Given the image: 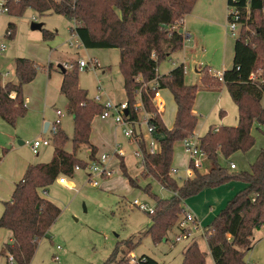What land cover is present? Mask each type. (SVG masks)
<instances>
[{"label":"trees","instance_id":"16d2710c","mask_svg":"<svg viewBox=\"0 0 264 264\" xmlns=\"http://www.w3.org/2000/svg\"><path fill=\"white\" fill-rule=\"evenodd\" d=\"M197 0H8V15L21 17L28 9L42 16L57 14L74 25L70 28L85 49H117L118 68L123 79L127 97L128 119L138 122L134 104L139 101L142 110L152 117L149 125L154 127L159 149L155 155L148 154L144 140L137 142L142 153V175L152 177L162 188L172 193L169 199H160L144 192L153 200L154 212L148 214L150 225L137 240L132 237L116 243L112 253L103 264H157L142 255L134 263L128 259L139 245L141 238L149 236L154 244L167 239V234L180 229L185 209V200L204 190L215 189L230 182H239L245 187L239 190L214 217L205 229V241L214 264H246L245 258L253 247V234L264 227V149L260 150L249 171L232 172L220 164V157L229 159L235 153H247L255 144L253 127L264 135V0H226L240 16L239 35L233 44L232 67L222 72V83L207 74L204 68L200 86L185 85L183 65L167 75H158L157 68L171 54L181 50L186 39L179 33L182 21L189 15ZM229 18V17H228ZM7 38L15 31L8 24ZM43 38L51 40L52 32L42 30ZM51 65L48 69H51ZM39 67L26 58L14 61L15 81L0 83V119L14 126L17 118L23 117L26 107L22 88L34 80ZM260 75L251 78L255 72ZM78 66L72 63L70 70L62 74L59 92L67 102V114L72 117V151L64 148L67 135L58 130L53 138V155L48 163L29 165L22 180L16 184L11 199L3 203L0 228L12 234V242L1 247L0 256L6 264H29L38 242L44 238L59 217L61 210L41 197L62 175L72 176L75 166H84L77 158L81 146L89 148V158L95 149L89 144L91 122L102 111V106L89 99L87 92L78 87ZM156 81V87L149 84ZM224 86L237 108V125L220 126L209 130L200 140L201 149L207 154V172L193 168V175L178 185L170 173L175 143L193 135L198 118L193 114V105L199 90H217ZM167 89L176 105L172 128L167 129L154 105L157 90ZM10 95H14L13 98ZM137 124L133 125L134 134ZM120 170L130 186L137 187L134 179L126 174L123 162ZM188 164V168H190ZM182 216V219H180ZM177 234V235H178ZM176 235V236H177ZM12 257V263L8 257ZM205 253L196 242L191 243L182 254L181 264H206Z\"/></svg>","mask_w":264,"mask_h":264},{"label":"rangeland","instance_id":"374dc122","mask_svg":"<svg viewBox=\"0 0 264 264\" xmlns=\"http://www.w3.org/2000/svg\"><path fill=\"white\" fill-rule=\"evenodd\" d=\"M195 5L196 9L199 8L200 11L210 14L209 20L186 23L190 37L185 39L181 50L160 63L157 74L166 75L182 64L185 71L184 83L200 86L198 73L201 75L204 68L208 69L209 76L216 77L218 73L222 74L223 70L232 67L233 44L240 30L238 33L236 31L235 35L229 31V8L226 6V0H197ZM32 18L37 20L36 24L42 25V30L54 34L51 40H45L41 30L31 29ZM8 24H13L15 27L13 36L9 38L6 37ZM73 25L63 16L57 14L40 16L28 9L21 17L0 15V46H5V50L0 51V83L15 81L14 61L17 58L30 59L41 67L34 80L22 88L24 99L25 97L31 99L25 115L17 118L14 126L0 119V143L10 142L13 145V148L9 144L5 148H0L2 174L17 172L18 157L28 160V166L50 161L54 136L51 137L49 133L43 134L42 131L45 122L55 120L54 109H60L62 112L61 129L72 138V120L66 112V99L59 93L58 79L62 77L61 72L54 69L49 72L50 64L56 68L58 65L65 68L64 64L72 65L78 59H83L85 62L96 60L99 64L98 68L93 63H89L86 69L78 72V87L87 92L89 99L100 96L101 102L107 100L116 104L127 102L123 91V79L118 68L119 51L85 49L71 32L70 28ZM66 70L70 69L66 68ZM260 73L257 71L254 76L257 77ZM45 84H48L50 89L47 94L50 108L46 109L44 108ZM217 90L200 93L195 100V113L198 117L195 132L200 137L213 127L237 125V108L227 89L221 86ZM160 95L165 110L163 123L168 128L172 125L175 105L167 89H162ZM220 113H223L222 117ZM140 119L141 121L144 119L142 113ZM116 131L119 144L114 151L113 138L114 134L116 136ZM8 135L13 137L10 139ZM253 135L255 144L249 152L234 154L227 160L220 157V164L228 167L229 162L234 163L236 169L230 170L232 172L249 171L260 150L264 149V135L261 130L254 126ZM91 136L99 148L94 159L103 154L108 155L106 165L113 172L109 177H98L93 174L92 180L97 182V186H92L88 178L89 171L79 169L72 176L65 177L71 186L54 182L48 189V196L42 192L41 195L48 198V201L51 200L50 202L55 204L61 213L47 235L38 242L30 264H103L118 241L130 237L137 240L150 225L149 215L131 204L137 199L140 205L153 208L152 198L144 192L146 186H149L150 192L160 199H169L172 196L170 191L162 188L152 177L145 178L141 174L136 145L123 135L121 127L95 116L91 124ZM144 136L148 137L147 132H144ZM41 138L50 139V145L39 148L40 154L37 156L33 154L30 145ZM19 141L24 145H19ZM64 149L71 153V139ZM119 150L124 156V159L118 158L119 163L125 164L127 176L135 180L137 187L130 186L127 177L120 170L117 161ZM173 150L172 165L173 168L178 169V172L172 176L175 177L177 184L181 185L186 179V154L181 142L176 143ZM77 158L84 163L83 167L79 165L80 168H85L86 164L94 160L87 158L84 148L77 153ZM198 171L206 173L207 168L203 165ZM218 188L208 189L212 192L207 193H203L204 190L185 200L187 206L184 204L183 207L188 208L197 217L199 223L197 226L200 228L209 226L213 214L216 211L220 212L232 197L229 196L228 190ZM189 228L192 240H182L178 243L174 242L175 235L178 234L175 229L170 231L167 239L159 244H154L149 236L142 237L139 245L132 254L128 255V259L130 262L131 259L135 262L144 255L155 260L157 264H181L184 248L197 241L196 244L206 253L205 258L210 260L204 235L206 228L201 235L200 228L197 232L192 226ZM253 237L255 246L246 256V264H264V236L261 230L255 231ZM57 246L60 249H57ZM54 256L58 257V262L54 261Z\"/></svg>","mask_w":264,"mask_h":264},{"label":"built area","instance_id":"2783aa9c","mask_svg":"<svg viewBox=\"0 0 264 264\" xmlns=\"http://www.w3.org/2000/svg\"><path fill=\"white\" fill-rule=\"evenodd\" d=\"M9 11V3L8 0H0V15L2 14H8ZM228 20H229V31L231 32L232 35H235V32L239 31L240 28V16L238 15L237 12H235L232 8H230L228 10ZM37 20L35 18H32V22L35 23ZM71 32H73L71 30ZM74 33V32H73ZM75 34V33H74ZM6 35H10V31H6ZM7 36V37H8ZM76 36V35H75ZM5 50V46L1 45L0 46V51L3 52ZM77 66H78V71L82 72L84 69L87 68L89 63H93L95 67H99V64L96 60L92 61L89 60V62H85L83 59H78L76 61ZM65 69L66 68H71L72 65L71 64H64ZM183 71H184V66H183ZM185 73V71H184ZM216 78L218 79V81L222 82V74H217ZM251 78H255L254 75H251ZM149 86L151 88L156 87V81H152ZM11 98L14 97V95H10ZM159 90H157L154 94L153 97V102L154 105L157 109L161 108L162 103L159 102ZM93 100L100 104L102 106V111L97 115L99 116L100 119L102 120H112L114 122L115 125H117L118 127L122 128V133L123 135L128 138L131 139L132 142L136 145L137 147V152L136 155H138L139 159H140V165L142 166V153L140 152V150L138 149V145L137 142L141 140H144L142 135L139 133L134 134L133 132V125L134 124H139V122H131L128 119V114L126 113V109H127V102L126 103H112L111 101L107 100L105 102H101L100 101V96H96L93 98ZM134 110L139 114H143L144 115V119L142 121H144V124L146 126V132L149 136V139L147 141L144 140L145 144H146V150L148 152V154L150 155H155L158 152L159 149V143L156 139V137L154 136L155 134V130L154 127L149 125V119L152 117L151 114H148L146 112H144L142 110V106L141 103L139 101H137L134 106H133ZM61 116H62V112L60 110H56V119L50 123L47 124V128L45 133H49L51 137L55 136L59 130V126L61 124ZM214 131H217V129H215ZM182 142L183 145V149L184 151L187 153L188 158H189V164L191 165L190 168L186 169V178H190L193 175V168L195 169H200L203 165L204 162L207 159V154L201 149L200 147V140L194 136L191 135L190 137L184 139ZM50 145V139H38L33 141V143L31 144L30 148L33 152V154H38V149L39 147L42 146H49ZM119 156L122 157L123 153L121 152V150H119L118 152ZM109 159L108 155H101L99 158H96L92 161L89 162V164H86L85 168H80L79 166H75L74 167V172L79 170V169H87L89 171L88 174V178H89V182L92 184V186H97V182L93 181V174L97 175L98 177H109V175L113 172V170H111V168H109L106 165V161ZM228 167L230 170H235L236 166L234 163L229 162L228 163ZM170 173L172 175L177 173L176 169H170ZM66 176L62 175L60 178L57 179V183L61 184V185H67V181H66ZM133 206L137 207L139 210H141L142 212H145L147 214H152L154 212V208H149L146 205H140L139 201L137 199L133 200L131 203ZM189 226H192L194 228L195 231H197L200 227H198L196 225V219L194 217V215L190 212H187L185 210L184 215H183V219L180 223V229L182 230H186V233H180L177 236H175L174 238V242L178 243L180 241H187L192 239V233L189 230ZM200 233L203 232L204 228H200ZM57 249H60L59 246H57ZM8 261L10 263H12V257L9 256L8 257ZM54 261L58 262V257L54 256ZM131 263H134V260L131 259Z\"/></svg>","mask_w":264,"mask_h":264},{"label":"crops","instance_id":"0c3cea01","mask_svg":"<svg viewBox=\"0 0 264 264\" xmlns=\"http://www.w3.org/2000/svg\"><path fill=\"white\" fill-rule=\"evenodd\" d=\"M196 6V5H195ZM195 6H194V8H193V10H192V12L189 14V15H187V16H185L184 17V19H183V21H182V30H183V33H185V35H186V39H188L190 36H189V34H188V30L186 29L187 28V26H186V23L188 22V23H191V22H205V21H208L209 20V18H210V14L209 13H207V12H204V11H200L199 10V8H195ZM227 6V5H226ZM49 15H51V14H49ZM189 18V20H187ZM30 60V59H29ZM232 60H233V58H232ZM32 61V60H31ZM34 62V61H33ZM76 63V62H75ZM52 67H51V69H48V71L50 72L52 69H54V70H60V72H61V76H62V74H63V72H62V70L60 69V68H58V66H60V65H58L57 66V68L55 67V66H53L52 64H50ZM182 65V64H181ZM231 69V68H230ZM223 71H225V70H223ZM197 73V72H196ZM167 75V74H166ZM184 75H185V73H184ZM198 75L199 76H201L199 73H198ZM50 81V79L48 80V82ZM61 81H62V77L61 78H59L58 79V82L60 83V85H61ZM3 83H5V81L3 82ZM60 85H59V88H60ZM123 85V84H122ZM185 85H187L186 83H185ZM197 85V84H196ZM49 86H48V84H45V99H44V108L46 109V108H50V105H48V103H47V100H48V97H47V94H48V92H49ZM123 91H124V89H123ZM125 92V91H124ZM160 92H161V90H159V95H160ZM206 92H209L208 90H199L198 92H197V94H196V97H195V100H196V98H197V96L200 94V93H206ZM217 92H220V90H217ZM60 93V92H59ZM61 95V94H60ZM63 96V95H62ZM64 97V96H63ZM65 98V97H64ZM66 99V98H65ZM173 99V98H172ZM126 101H127V99H126ZM159 102H161L162 103V106H161V108L160 109H158V114H159V116H160V118H161V120H162V122H163V114H164V102H163V100H162V98H161V95H160V97H159V100H158ZM24 102H25V107H26V109L27 108H29V106H30V104H31V99H29L28 97H25V99H24ZM174 105H175V103H174ZM235 105V104H234ZM262 105L264 106V104H263V100H262ZM67 106H68V102H67V100H66V112H67ZM56 110H60V109H54V111H53V113H54V118L56 119ZM175 113H176V105H175ZM193 114L197 117V115H196V113H195V101H194V105H193ZM222 115H223V113H220V117H222ZM70 116V115H69ZM140 116H141V114H139L138 115V122H139V124H137V133H139V134H141L142 135V137H143V139L145 140V141H147L148 140V138H149V136L148 137H146V136H144V132H146V126H145V124H144V121H141V119H140ZM70 118H71V120H72V117L70 116ZM174 118H175V114H174ZM174 118H173V121H172V125L170 126V127H166L167 129H171L172 128V126H173V123H174ZM198 118V117H197ZM94 119V118H93ZM102 120V119H101ZM104 121H108L110 124H112V125H115L114 124V122L112 121V120H104ZM3 122H5V121H3ZM53 122V120L52 121H48V122H45L44 123V125L45 124H50V123H52ZM6 123V122H5ZM91 124H92V122H91ZM164 124V123H163ZM197 124H198V121H197ZM61 125V124H60ZM115 126H117V125H115ZM197 126V125H196ZM220 126H217V127H213V128H210V129H212V130H215V129H218ZM44 128V127H43ZM210 129H208V131L210 130ZM59 130H61V131H63L62 129H61V126H59ZM144 130V131H143ZM195 130H196V128H195ZM195 130H194V132H193V135L194 136H196L198 139H200L201 137L199 136V135H197L196 134V132H195ZM207 131V132H208ZM43 132V131H42ZM206 132V133H207ZM65 133V132H64ZM43 134H47V133H45V132H43ZM66 134V133H65ZM72 134H73V122H72ZM252 134H253V131H252ZM67 135V137H68V139L70 140L71 139V137L68 135V134H66ZM7 136V135H6ZM8 137L11 139L13 136H11V135H8ZM41 139H44V138H41ZM113 141H114V144H115V146H114V151L116 150V147L118 146V136H117V131H116V136H115V134H114V138H113ZM8 144L13 148V145H12V143H0V148L2 149V148H5V147H7L8 146ZM89 144L91 145V146H93V148L95 149V156H97V154H98V150H99V148H98V146L96 145V141L92 138V136H91V128H90V135H89ZM176 144V143H175ZM181 144H182V142H181ZM19 145H24V143L23 142H21V141H19ZM31 146V145H30ZM42 147H48V146H42ZM39 148H41V147H39ZM85 149V153L87 154V158H89V148H86V147H84V146H81L80 148H79V151L78 152H81L82 151V149ZM137 148V147H136ZM253 148V147H252ZM251 148V149H252ZM31 149V148H30ZM182 149H183V145H182ZM250 149V150H251ZM39 150V149H38ZM184 150V149H183ZM249 150V151H250ZM113 151V152H114ZM174 151V150H173ZM248 151V152H249ZM69 153V152H68ZM184 153L186 154V162H187V169H188V164H189V158H188V155H187V153L184 151ZM40 154V152L38 151V154H37V156ZM235 154H237V153H235ZM52 155H53V153L51 154V158H52ZM51 158H50V160H51ZM118 158H122V159H124V156H122V157H120L119 156V154H118V156H117V161H118V164H119V159ZM231 158V157H230ZM229 158V159H230ZM18 159L19 160H17V168H18V170H17V172L16 173H14V174H12V173H5V174H2V173H0V217H1V215H2V212H3V209H4V207H3V203L4 202H8L10 199H11V196H12V193H13V191H14V189H15V186H16V184H18L21 180H22V178H23V172L25 173V171H26V169H27V167H28V160H24V159H21V158H19L18 157ZM90 159V158H89ZM185 163V162H184ZM125 165V164H124ZM204 166L207 168L208 167V164H207V162L205 161L204 162ZM140 168H141V174H142V172H143V168H142V166L140 165ZM173 168V165H172V163H171V169ZM173 169H176L177 170V172H178V169L177 168H173ZM22 176V177H21ZM20 178V179H19ZM18 180V181H17ZM14 181V182H13ZM13 182V183H12ZM12 183V186L10 187V184ZM61 185V184H60ZM67 185L68 186H71V184H68L67 183ZM231 185H233V186H231ZM4 186H5V188H4ZM64 186V185H63ZM50 187V186H49ZM49 187L45 190V191H43V193L44 194H46V196H48V194H49ZM245 187V185H243V184H241V183H237V184H234V183H230V184H226V185H224V186H221V189H224V190H228V192H229V196H234L239 190H241V189H243ZM218 189H220V187L218 188ZM11 190H12V192H11ZM11 192V193H10ZM207 192H212L211 190H205L203 193H207ZM42 194V192H40V195ZM41 197L42 198H44V199H46V200H48V198H46V197H44V196H42L41 195ZM231 197V198H232ZM50 200V199H49ZM51 201V200H50ZM229 201V200H228ZM227 201V202H228ZM186 202V201H185ZM185 202L183 203V205L185 204ZM185 206H187L186 204H185ZM222 207H223V205H222ZM185 210L186 209H188V208H184ZM220 209H221V207H220ZM219 209V210H220ZM223 209V208H222ZM187 211V210H186ZM188 212H190L189 211V209H188ZM216 212H218V211H216ZM214 213L213 214V218H212V220L214 219V217L219 213ZM190 213H192V212H190ZM193 214V213H192ZM194 215V214H193ZM194 217H195V219H196V225L197 224H199L198 223V220H197V217L194 215ZM57 220V219H56ZM55 223V222H54ZM204 229L206 228V227H203ZM261 230V232H262V235L264 236V228H261L260 229ZM258 231V230H257ZM197 232V231H196ZM255 233V232H254ZM200 235H201V233H200ZM254 235V234H253ZM176 236V235H175ZM12 239H13V237H12V234L9 232V231H7L6 229H2V228H0V249H1V247L3 246V244H5V243H11L12 242ZM192 240V239H191ZM196 241V240H195ZM252 241H253V247H252V249L254 248V246H255V244H254V237H253V239H252ZM197 242V241H196ZM190 245V244H189ZM198 245V244H197ZM188 247V245L184 248V250H183V252H182V254L184 253V251H185V249ZM199 247V246H198ZM252 249H251V251H252ZM199 250L201 251V252H203L201 249H200V247H199ZM250 251V252H251ZM249 252V253H250ZM204 253V252H203ZM248 253V254H249ZM132 254V253H131ZM247 254V255H248ZM205 255H206V253H205ZM210 255V254H209ZM34 257V256H33ZM205 262H206V264H214L213 263V260H212V258H211V256H210V260H208V258H205ZM245 262H246V258H245ZM7 263V258H5V257H3V256H0V264H6ZM31 263V262H30ZM29 263V264H30ZM253 264H255V263H253Z\"/></svg>","mask_w":264,"mask_h":264},{"label":"water","instance_id":"95a60500","mask_svg":"<svg viewBox=\"0 0 264 264\" xmlns=\"http://www.w3.org/2000/svg\"><path fill=\"white\" fill-rule=\"evenodd\" d=\"M41 28H42V25H40V24H36V23L31 24L32 30H41ZM179 33H183V30L179 29ZM58 68H60L62 70V72L65 71V68H63L62 66H58ZM46 128H47V124L44 125L43 132L46 131Z\"/></svg>","mask_w":264,"mask_h":264}]
</instances>
